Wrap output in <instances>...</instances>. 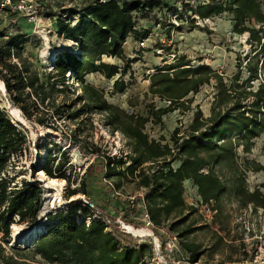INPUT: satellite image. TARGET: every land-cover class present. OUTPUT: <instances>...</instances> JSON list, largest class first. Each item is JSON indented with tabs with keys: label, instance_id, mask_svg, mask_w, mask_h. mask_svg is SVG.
Returning <instances> with one entry per match:
<instances>
[{
	"label": "trees",
	"instance_id": "16d2710c",
	"mask_svg": "<svg viewBox=\"0 0 264 264\" xmlns=\"http://www.w3.org/2000/svg\"><path fill=\"white\" fill-rule=\"evenodd\" d=\"M161 1L89 0L71 13L58 14V36L73 42L78 53L72 50L58 53L54 67L44 80L33 63L23 56L24 33L5 38L0 32V79L11 102L28 120L40 124L48 116L77 120L98 112L104 115L106 125L129 140L131 153L127 160L108 155L102 172L108 180L131 176L145 188L142 195L125 205V215H119L130 225L136 221L128 219L129 214L141 219L145 212L156 228L167 226L171 219H174L170 224L172 230L187 222L188 214L195 209L185 201L186 181H191L197 189L200 204L213 201L217 211L221 210V197L227 192H233L242 206L264 210V182L253 190L247 182V173L263 171L264 164L247 157L241 161V153H251L256 139L264 133V0H208L193 5L179 1L182 10L173 15L181 20V14L190 13L192 26L197 18L204 20L224 12L232 14L233 32L248 33L247 44L253 55L246 54L243 59L239 56L238 70L228 78L209 64L192 65L186 54L175 55L171 62L164 59V65L156 66V71L148 75V91L167 104L151 108L148 116L126 112L108 100L104 88L88 80L91 75L112 79V94L127 90L129 82L125 76L138 60L128 57L127 41L133 36L143 42L152 32V27L137 28L135 15L149 17ZM173 8V12L177 11V5ZM73 15L78 18L74 20ZM177 28L181 30L180 26ZM12 54L20 63L10 59ZM104 57L119 59L122 65L106 61ZM243 70L248 74L244 78ZM260 79L255 88L254 82ZM212 82H215V93L208 115L197 106L189 125L172 131V145L163 142L164 138H150L145 124L151 117L161 122L169 112L188 111L194 100L190 94L198 93L203 85ZM63 93L73 95L71 103L66 100L57 103ZM25 143L26 135L0 107V170ZM64 164L60 160L56 165L45 160L42 169L50 178L68 180L69 174L62 171ZM92 171L90 164L87 174ZM86 185L84 182L83 186ZM77 192L72 189L69 196ZM41 193L38 181L23 182L21 188L9 193L8 181L0 179L3 207L0 232L4 237L11 236L12 223H36ZM142 202L144 205L140 207ZM120 205L118 202L115 209L120 211ZM82 212L86 216L80 215ZM117 217L93 202L72 201L66 210L49 213L47 219L51 224L28 244L13 249V253H5L0 243V264H149L147 258L153 257L150 253L147 257L149 245L123 231ZM188 232L184 231L181 236L185 237ZM179 244L191 263L203 253L199 244L187 240Z\"/></svg>",
	"mask_w": 264,
	"mask_h": 264
},
{
	"label": "rangeland",
	"instance_id": "374dc122",
	"mask_svg": "<svg viewBox=\"0 0 264 264\" xmlns=\"http://www.w3.org/2000/svg\"><path fill=\"white\" fill-rule=\"evenodd\" d=\"M43 1L46 5L43 11L46 15L43 17L47 19L41 20V24H34V30L30 32L22 24L31 22L23 18L14 28L17 33H24L26 42L23 46V56L33 63V67L40 72L42 80L46 78V73L54 67L58 53L65 50L78 53L73 42L58 36L57 15L63 12L71 13L74 9L84 7L89 0ZM174 5H177L175 12L172 11ZM180 9L179 0H162L160 5L149 14V17H143L142 14L135 15L137 28L152 27V32L143 42L133 36L127 41L128 57L138 60L132 63L131 70L125 76L129 87L124 93H111L112 79L97 75L88 76L89 81L104 88L111 103L120 106L128 113L143 116H148L151 108L165 106L167 104L165 101L149 93L148 75L156 71V66H163L164 59L168 62L173 61L175 55L186 54L194 66L202 63L209 64L223 73L226 78L237 72L239 56L243 59L246 54L253 55L250 45L247 44L248 33L233 32L232 14L224 12L204 20L197 18L192 26L190 13L181 14V20L173 15ZM71 18L76 20L78 16L73 15ZM159 21L160 23L157 24ZM179 26L180 31L177 28ZM104 59L122 65L119 59L107 57ZM17 60L19 62L18 58ZM243 71L244 78L248 74L245 70ZM0 81L3 80L0 79ZM260 81L261 79L254 82L255 88ZM214 83L203 85L198 93L190 94L189 97H193L194 100L188 111L182 113L177 109L169 112L163 115L161 122L151 117L145 124V131L150 138L157 140L164 138L163 142L168 141L172 145L170 141L172 131L176 127L185 129L191 122L197 106L205 115H208L215 93ZM4 91L0 88V107L26 135V143L18 154L11 156L5 168L0 170V179L8 181L9 193L21 188L23 182L38 181L42 186L41 205L36 223H12L11 236L8 238L0 232V243L4 252L11 254L13 249L28 244L31 238L26 241L20 240L23 235L37 228L45 230L47 225L51 224L47 219L49 213L64 211L70 202L77 199L93 202L110 212L117 207L116 204L119 202L122 204L119 207L120 211L115 210L114 215L124 216L125 205L132 203L135 196L142 195L145 188L131 176L110 179L113 186L115 185L113 188L106 182L102 168L108 155L127 160V155L131 153L129 140L120 131L112 130L106 125L104 115L98 112L92 113L90 118L84 115L77 120L66 116L60 118L48 116L44 124L30 121L21 109L13 105L7 90ZM72 97L71 93H63L58 96L57 103L62 100L71 103ZM16 109L20 111L19 116L13 113ZM263 144L264 133L256 139V145L251 153H241V161L247 157L264 164ZM45 160L54 162L55 165L59 160L65 162L62 171L65 170L69 174V179L54 178L57 183L47 186L45 179L47 180L50 176L42 169ZM90 164L93 165V171L87 174ZM177 165V161L173 162L174 167ZM79 167H81L80 171ZM61 179L64 182H61ZM84 182L87 184L85 187ZM247 182L248 187L253 190L264 182V170L249 171ZM84 188L86 193L83 192ZM72 189L78 192L69 196ZM184 197L186 203L193 206L195 210L188 214V221L176 230L170 229V224L174 219H171L167 226L156 228L141 224V219L135 214L128 215V219L136 221V224L131 225L135 229L150 231L148 235L131 232L140 238L141 243L149 245L147 246V257L153 254L154 258H159L158 261L161 264L164 262L170 264L161 249L158 252L154 251L153 244L154 241H158L163 247L168 237L175 235L179 241L187 240L199 244L200 250L203 251L195 263L188 261V256L185 254L176 255L175 259H180V264H264V210H255L251 205L242 206L233 192H227L221 197V210L216 212L213 219H207L199 210L200 196L194 186L193 189L189 186L185 187ZM2 210L3 207L0 205V212ZM80 215L86 216L83 212ZM127 222L125 223L128 224ZM186 230L190 232L182 237V233Z\"/></svg>",
	"mask_w": 264,
	"mask_h": 264
},
{
	"label": "built area",
	"instance_id": "2783aa9c",
	"mask_svg": "<svg viewBox=\"0 0 264 264\" xmlns=\"http://www.w3.org/2000/svg\"><path fill=\"white\" fill-rule=\"evenodd\" d=\"M179 1L193 5L197 1H208V0H179ZM44 6L46 7L43 0H0V32L5 34L4 36L5 38H9L10 36L16 34L17 32L14 28L15 26L19 25V20L21 18L35 25H38L41 20L46 18L43 17L46 15V13L43 12ZM11 59L19 63L14 54L11 55ZM78 170L80 171L81 167H79ZM105 180L108 183V185L114 188L113 183L110 180L106 178ZM91 205L93 206V204ZM142 205H144V202L140 203V207ZM199 210L207 219H213L217 212V210L214 208L213 201L206 203L202 202L199 205ZM117 220L120 223V227L123 231L131 233V231L129 230V226L131 225L126 224L119 216L117 217ZM141 220L146 227H154L148 212H145L143 214ZM161 247L162 246L158 241H154L153 248L155 252L156 251L158 252L161 249L165 256L163 254L162 255L165 258H168L167 260L170 264H180V259L176 260L175 256L176 255L183 256L185 253L181 248V245L179 244L178 237H176L175 235L169 236L168 239L165 241L164 246L162 248ZM162 255L161 257L163 258ZM158 260L159 258L157 257L156 258L151 257L149 260H147V262L149 264H161ZM163 264L166 263L164 262Z\"/></svg>",
	"mask_w": 264,
	"mask_h": 264
},
{
	"label": "bare ground",
	"instance_id": "6f19581e",
	"mask_svg": "<svg viewBox=\"0 0 264 264\" xmlns=\"http://www.w3.org/2000/svg\"><path fill=\"white\" fill-rule=\"evenodd\" d=\"M0 88H2L3 90H5L6 91V87H5V83L3 82V81H0ZM4 91V92H5ZM19 110L18 109H16V110H13V113H15L16 115H18L19 116ZM45 181H46V184H47V186H53L55 183H57V181H56V179H54V178H48L47 180L45 179ZM61 182H64V180L63 179H61ZM62 185V184H61ZM129 230L132 232H135V233H137V234H139V235H148L149 234V232L150 231H148L147 229H135V228H133V227H131V226H129ZM43 231V228H37L35 231H33V232H31V233H29V234H25V235H23L21 238H20V240H24V241H26V240H29L30 238L31 239H33L38 233H41ZM30 239V240H31Z\"/></svg>",
	"mask_w": 264,
	"mask_h": 264
},
{
	"label": "crops",
	"instance_id": "0c3cea01",
	"mask_svg": "<svg viewBox=\"0 0 264 264\" xmlns=\"http://www.w3.org/2000/svg\"><path fill=\"white\" fill-rule=\"evenodd\" d=\"M25 28H26V30L27 31H32V30H34L33 28H34V24H32V23H26V22H24L23 24H22ZM55 24L53 23V26H54ZM43 26H45L44 25V23H43ZM186 186H189L191 189H193V184L191 183V181H186ZM116 209L114 208V210L111 212V213H113V214H115V211Z\"/></svg>",
	"mask_w": 264,
	"mask_h": 264
}]
</instances>
